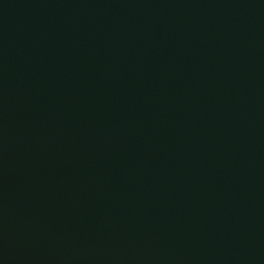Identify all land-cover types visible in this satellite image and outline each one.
Here are the masks:
<instances>
[{
    "label": "water",
    "instance_id": "95a60500",
    "mask_svg": "<svg viewBox=\"0 0 264 264\" xmlns=\"http://www.w3.org/2000/svg\"><path fill=\"white\" fill-rule=\"evenodd\" d=\"M0 264H264V0H0Z\"/></svg>",
    "mask_w": 264,
    "mask_h": 264
}]
</instances>
